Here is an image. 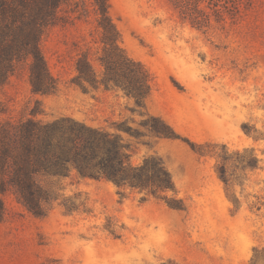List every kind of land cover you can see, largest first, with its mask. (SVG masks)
<instances>
[{
  "label": "rangeland",
  "instance_id": "obj_1",
  "mask_svg": "<svg viewBox=\"0 0 264 264\" xmlns=\"http://www.w3.org/2000/svg\"><path fill=\"white\" fill-rule=\"evenodd\" d=\"M106 2L120 48L148 73L144 106L78 80L77 60L87 56L100 82L103 44L92 0H71L61 10L71 21L49 27L39 44L53 86L35 93L29 60L19 61L0 86V122L35 112L119 133L132 164L161 158L174 191L119 189L75 169L40 175L48 192L40 216L0 194V264H251L264 247V0L208 30L180 20L168 0ZM153 124L170 138L155 136ZM222 146L227 184L213 155Z\"/></svg>",
  "mask_w": 264,
  "mask_h": 264
},
{
  "label": "trees",
  "instance_id": "obj_2",
  "mask_svg": "<svg viewBox=\"0 0 264 264\" xmlns=\"http://www.w3.org/2000/svg\"><path fill=\"white\" fill-rule=\"evenodd\" d=\"M70 1L0 0V86L14 73L19 61L29 60L32 90L35 93L50 91L54 79L39 44L49 27L71 21L70 15L61 13L62 6ZM254 1L168 0L180 20L204 30L210 29L213 22L221 27L227 21L235 23ZM92 3L103 44V53L98 58L103 67L102 77L100 82L95 78L89 59L83 56L76 63L77 78L120 89L137 106L143 107L150 92L148 73L120 48L106 0H92ZM35 115L31 112V117L16 124L0 122V194L12 193L34 215H41L42 201L48 194L39 176H66L73 169L83 177L111 181L119 189H136L152 195L174 191V183L161 158L150 155L139 164H132L119 133L67 118L42 121L35 119ZM150 131L159 138H170L167 126L165 130L153 124ZM224 149L222 146V150L213 155L220 159L218 176L227 184L230 177L226 174L228 155ZM256 161L251 154L246 164L252 167ZM168 205L181 208L170 202ZM259 261L264 262V247L253 250L251 264Z\"/></svg>",
  "mask_w": 264,
  "mask_h": 264
}]
</instances>
